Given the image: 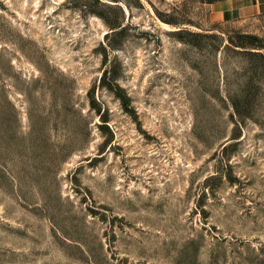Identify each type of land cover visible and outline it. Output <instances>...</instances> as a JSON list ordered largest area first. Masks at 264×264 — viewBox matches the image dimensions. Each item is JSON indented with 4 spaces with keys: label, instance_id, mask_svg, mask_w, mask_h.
Instances as JSON below:
<instances>
[{
    "label": "rangeland",
    "instance_id": "1",
    "mask_svg": "<svg viewBox=\"0 0 264 264\" xmlns=\"http://www.w3.org/2000/svg\"><path fill=\"white\" fill-rule=\"evenodd\" d=\"M0 264H264V13L0 0Z\"/></svg>",
    "mask_w": 264,
    "mask_h": 264
},
{
    "label": "crops",
    "instance_id": "2",
    "mask_svg": "<svg viewBox=\"0 0 264 264\" xmlns=\"http://www.w3.org/2000/svg\"><path fill=\"white\" fill-rule=\"evenodd\" d=\"M215 22L251 18L264 13V0H210Z\"/></svg>",
    "mask_w": 264,
    "mask_h": 264
}]
</instances>
